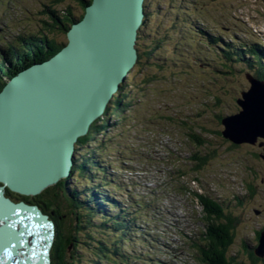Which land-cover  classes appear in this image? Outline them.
I'll list each match as a JSON object with an SVG mask.
<instances>
[{"label":"rangeland","instance_id":"374dc122","mask_svg":"<svg viewBox=\"0 0 264 264\" xmlns=\"http://www.w3.org/2000/svg\"><path fill=\"white\" fill-rule=\"evenodd\" d=\"M45 1L48 0H0V28L4 20H9L4 36L17 35L21 29L36 30L41 27ZM80 4L78 0H65L63 4L59 3V10L71 5L77 10L75 14L78 13V16L82 14ZM149 9L152 10V14L144 29L149 35L146 41L147 46L154 45L152 41L154 38H161L160 47L156 52L154 51L152 61L143 64V60L141 71L132 72L134 76L131 78L135 80L130 81L131 86L137 87L138 92L134 93L138 96L136 97L139 103L137 107H141L136 111L138 119L132 122L137 123L139 116H143L139 123L141 128L143 126L145 128L137 131L128 130L125 134L120 133L117 139L113 138L116 140V144L113 145L115 147L107 151L109 155L106 157L113 166L118 165L120 169L113 173L117 181L110 177V183L122 182L125 180L124 176L126 179L129 178L131 172L124 166L120 167L125 162H133L136 165L132 159L126 160L122 156L117 159L118 154L121 153L117 149L125 147L124 141L128 145H137L138 142L145 143L151 140L154 144L162 142L160 150L164 155L161 156L156 167L153 165L154 168L150 172L154 175L153 178L158 176L161 180L160 193H166L163 190L165 182V185L171 188L169 180L177 181L178 186L181 184L180 181L185 182V186L190 182L193 189L201 186V192L208 191L213 195H222L224 197L221 199L225 200L227 197L228 202L233 200L229 198H233L235 194L248 193L244 182L253 184L257 190L256 195L251 196L254 200L251 202L246 200L241 208H233L238 212L241 226L238 228V237L235 239L231 252L244 260L246 256L241 249L245 247L242 245L257 244L258 231L264 229V159L260 156L264 154V138L258 137L255 143L243 142L235 145L219 133L223 129V124L217 118L218 113L223 111L227 115L239 111L237 98L242 97L243 90L250 89V80L246 78V70L242 68L243 66L234 65L235 69H233L222 65L223 59L217 50L218 43L210 44L202 34V39L205 40L201 45L196 41L195 35H197L198 24L207 21L215 23L219 26V31H224L225 34L235 29L253 33L256 37L253 38V42L264 44V40L260 39V37L264 38V0H152ZM217 32L211 34L217 36L219 35ZM59 36V39L64 42L65 36L63 34ZM223 39L226 42L231 41L225 35ZM239 41L245 42L240 39ZM251 44L248 45L251 46ZM152 62L162 67H157ZM152 75H154L153 79L146 84L145 81ZM257 97L259 100L261 94L258 93ZM217 98L222 100L221 104ZM210 112L215 118H210L208 115ZM147 114L152 116L151 121L146 120ZM158 114L173 115L174 118L169 122L163 119L158 120L156 117ZM186 121L193 126V133H201L210 141V144L206 143L204 148L217 152L215 156L208 158L200 169L191 161L190 155L198 150L195 147L196 143L188 136L190 127ZM110 122L114 124L116 120L112 119ZM205 122H208L207 129H216L217 132L202 133L198 125ZM120 129L114 124L108 133L112 135ZM163 147L165 148L162 150ZM142 148L135 151H144V146ZM126 153L131 152L126 151ZM126 153L124 154L127 155ZM205 153L209 154L207 151ZM138 163L144 167L152 166V163L145 159H138ZM174 166L177 169V175L170 172ZM97 172V177L101 175L105 178V175L100 174L101 171ZM197 176L202 181L200 185L198 182L190 181ZM149 178L152 180L151 176ZM106 181L109 196H114L115 190L109 180L106 179ZM185 186L181 188L184 192ZM234 187L236 189L239 187V193L234 190ZM167 201L165 200V203ZM233 204L235 203L232 202ZM99 220L100 218L97 222ZM248 223L252 225L250 228ZM102 230L106 234L105 229L102 228ZM206 233L208 234V231ZM202 256L205 259V254ZM258 259L264 260V256ZM250 261L247 263L252 264L251 259Z\"/></svg>","mask_w":264,"mask_h":264},{"label":"water","instance_id":"95a60500","mask_svg":"<svg viewBox=\"0 0 264 264\" xmlns=\"http://www.w3.org/2000/svg\"><path fill=\"white\" fill-rule=\"evenodd\" d=\"M145 3L92 0L67 30L59 52L22 70L0 91V253L13 251L20 260L24 253L25 262L39 258V263L52 244L54 228L47 216L37 206L10 202L4 188L37 195L70 176L76 142L105 112L137 63ZM250 81L238 99L240 110L222 117L221 133L235 144L264 137V87ZM9 224L14 231L5 232ZM24 227L31 230L33 246L22 240ZM255 252L264 256V230Z\"/></svg>","mask_w":264,"mask_h":264},{"label":"trees","instance_id":"16d2710c","mask_svg":"<svg viewBox=\"0 0 264 264\" xmlns=\"http://www.w3.org/2000/svg\"><path fill=\"white\" fill-rule=\"evenodd\" d=\"M64 1L48 0L43 2L42 26L36 30L26 29L27 32L20 34L21 41L17 42V46L13 47L8 44V48L0 53V90L7 79L16 73L10 67V70H6L7 61L16 63V69H19L26 67L29 63L39 62L54 55L67 43L66 32L73 22L83 17L84 6L92 2V0H78L79 4L81 3L79 7L82 14L77 16L78 13L75 14L77 10L71 5H63L65 8L59 10V3L63 4ZM151 2L152 0H147V9ZM150 14L149 11L146 13L144 24L139 32L138 60L136 63L138 65L120 86L105 112L91 124L85 135L79 137L76 142L74 165L70 176L47 187L37 195H23L6 187L7 194L11 198L22 199L39 205L54 220L56 238L51 250L52 264H103L106 262L109 264H142V252L135 253L126 244L129 233H132L138 225V216L131 210L130 206H123L122 202L109 196V192L106 190L108 185L106 179L109 180V183L111 182L109 174H112V163L107 162L105 154L106 151L115 147L113 145L116 144V140L113 138L117 139L120 133L125 134L128 130L137 131L145 128V126L141 128L139 123L143 116H139L137 123L132 122V120L138 119L136 111L141 107H137L139 103L136 97L138 96L134 93L138 92L137 87L131 86L130 81L135 80V78H131L134 76V72L141 71L143 64L152 61L154 51L156 52L160 47L161 38H154L152 40L154 45L152 47L147 46L146 41L149 39V35L144 34V29L148 24ZM61 34L65 36L64 42L59 39ZM1 55L3 56L1 57ZM242 55L244 57V54ZM251 55L254 57L257 53L252 52ZM226 58L227 61H232L229 57ZM258 61L260 64L255 68L256 73L254 74L259 80H264V64H262L264 63V54L258 55ZM152 63L157 66L154 62ZM157 67L162 66L158 65ZM153 77L154 75L149 77L145 83L150 82ZM217 100L220 104L222 103L220 98ZM224 114L223 111L218 113L219 121ZM208 115L211 119L215 118L211 112ZM151 117L147 114L146 120L150 119L151 121ZM156 117L158 120L163 119L167 122L174 118L173 115L163 114H158ZM112 119L116 120L115 127L119 126L121 129L111 135L108 131L114 126L110 122ZM186 124L190 127L188 136L196 143L195 147L198 150L191 157V161L196 163L200 169V166L205 164L208 158L215 156L217 152L216 150H206L204 145L208 142L210 144V141L201 133H193V126L190 125L189 121H186ZM207 124L208 122L198 125L202 133L217 132L216 129H207ZM219 133L222 135L221 131ZM231 144L235 143L232 142ZM133 145L125 143V147H119L117 151L124 154L127 151L126 148L129 151ZM205 151L209 154L204 153ZM97 171H101L100 174L105 175V178L100 174L97 177ZM244 185L249 190L247 200L251 202L254 200L251 196H255L257 193L256 187L246 182ZM117 188L125 190L122 185H117ZM246 196L241 195L239 197V194H235L234 201L231 199L232 201L229 200L228 202L227 199L220 201L208 194L201 197L202 205L207 213L205 221L209 224L208 234L206 233L205 238L206 246L202 248V252L206 256L204 259L206 264H248L247 261L250 259L252 264L264 262V260L258 259L259 256L254 251H250L251 244L242 245L245 247L241 249L246 256L244 260L239 259L234 252H231L235 239L238 237V228L241 226L238 212L233 208H241V205L246 201ZM97 201L98 203L112 204V207L117 206L121 211L116 216H110L104 206H101L102 209L97 206ZM232 202L235 204L232 205ZM99 218L100 220L97 222ZM251 226V223H248V227ZM102 228L105 229L106 234ZM259 237L260 232L258 233V240Z\"/></svg>","mask_w":264,"mask_h":264},{"label":"bare ground","instance_id":"6f19581e","mask_svg":"<svg viewBox=\"0 0 264 264\" xmlns=\"http://www.w3.org/2000/svg\"><path fill=\"white\" fill-rule=\"evenodd\" d=\"M144 24V23H143ZM262 138H264V137H262ZM8 221H11V220H8ZM8 221H5V223H7ZM16 223V222H15ZM26 227H27V225H26ZM26 227H24V231H22V240L23 241H25L26 239L28 240L29 238L28 237H30L31 236V230H27L26 229ZM29 229V228H28ZM30 229H32V228H30ZM8 230H12V225L11 224H9L6 228H5V232L6 231H8ZM27 230V231H26ZM27 243H29V245H31V243H32V245H33V239H32V237L30 238V240H28V242Z\"/></svg>","mask_w":264,"mask_h":264}]
</instances>
